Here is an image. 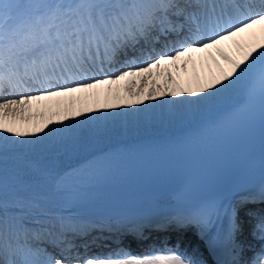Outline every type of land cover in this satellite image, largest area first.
<instances>
[{
  "label": "snow or ice",
  "instance_id": "snow-or-ice-1",
  "mask_svg": "<svg viewBox=\"0 0 264 264\" xmlns=\"http://www.w3.org/2000/svg\"><path fill=\"white\" fill-rule=\"evenodd\" d=\"M253 113L259 185L235 203L204 199L154 224L198 225L214 264H264V210L247 209L264 204V0H0V264H206L179 242L160 253L89 255L90 242L76 239L105 225L59 206L79 199L66 176L39 164L9 172L5 158L44 140H108L130 124L180 122L191 143ZM249 219L252 240L238 239Z\"/></svg>",
  "mask_w": 264,
  "mask_h": 264
},
{
  "label": "bare ground",
  "instance_id": "bare-ground-1",
  "mask_svg": "<svg viewBox=\"0 0 264 264\" xmlns=\"http://www.w3.org/2000/svg\"><path fill=\"white\" fill-rule=\"evenodd\" d=\"M131 110L133 109H127L126 111L131 112ZM129 119L131 120V118ZM151 127L153 128L152 130L155 131L153 133H163V135H166L168 132L174 133L176 129L183 128L184 124L177 122L172 124L171 126L165 124L163 127H160L159 125H155V126L149 125L147 129ZM141 130L142 131L146 130L143 125H141L138 128L137 127L134 128L130 124L128 129L124 132V134L118 136L119 138L117 140L121 142H125L128 137H131L133 140L136 141L137 139H143L146 134H149L151 133L150 131H152V130L150 131L147 130L148 131V132L146 131L147 133H143ZM129 134H131L132 136H128ZM105 141L106 140L104 141L85 140L76 144H72L68 142H60L55 140H51V141L44 140L42 142L35 144L31 149H27L24 152L10 153L9 156L5 158V166L8 167L9 172H11L14 168H25L28 164H39L47 168L53 174L63 175L66 172V170H68L71 167L72 168L75 167V164L79 162L83 163L88 159H90L91 157L93 158L96 153L102 150L101 148L102 145L105 143ZM106 145H110V143L108 142L105 143L104 147ZM57 158H59L58 159L59 162L54 164L55 162L54 160H56ZM9 193H10L9 195L11 196V189L9 190ZM247 228L248 226L245 225L244 234L243 236H240L241 240L243 239V237H247V233H248ZM154 231H157L158 233L163 232L164 236L166 234L168 237L172 235L173 238H175L176 235V237H178L180 240L187 238L186 237L187 231L184 229L177 228L176 226L171 227L170 230H168V228L166 230H163V229H157L154 226H150L148 230H145V234L148 235ZM122 238L125 240V242L130 244L131 242L137 239V236L134 235L132 231H130V233H125L122 236ZM247 239H250L249 235ZM182 244H184V242H182L179 245ZM100 245H103V243L100 242ZM100 245H96V247L99 248ZM89 249H94V248H89Z\"/></svg>",
  "mask_w": 264,
  "mask_h": 264
},
{
  "label": "rangeland",
  "instance_id": "rangeland-1",
  "mask_svg": "<svg viewBox=\"0 0 264 264\" xmlns=\"http://www.w3.org/2000/svg\"><path fill=\"white\" fill-rule=\"evenodd\" d=\"M191 66V65H190ZM189 71H190V68H189ZM191 72V71H190ZM127 110V109H126ZM127 115V114H126ZM130 116V115H129ZM253 215V214H252ZM249 224H247V226H248Z\"/></svg>",
  "mask_w": 264,
  "mask_h": 264
}]
</instances>
